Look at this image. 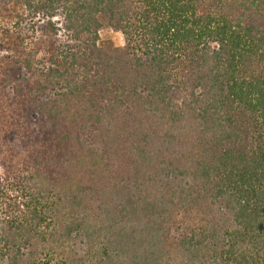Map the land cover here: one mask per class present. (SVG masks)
<instances>
[{
  "label": "trees",
  "instance_id": "obj_1",
  "mask_svg": "<svg viewBox=\"0 0 264 264\" xmlns=\"http://www.w3.org/2000/svg\"><path fill=\"white\" fill-rule=\"evenodd\" d=\"M10 7L0 264H264V0Z\"/></svg>",
  "mask_w": 264,
  "mask_h": 264
},
{
  "label": "rangeland",
  "instance_id": "obj_2",
  "mask_svg": "<svg viewBox=\"0 0 264 264\" xmlns=\"http://www.w3.org/2000/svg\"><path fill=\"white\" fill-rule=\"evenodd\" d=\"M10 10L8 11H5L4 9L0 10V13L4 16L3 17H0V37H4V35L2 34V30L1 29H7V28H10L12 29V27H14V21H15V16H13V11L15 13L16 9L13 8V7H10L9 8ZM18 10V8H17ZM10 17H13L11 20H10ZM99 35H100V44L107 47L109 46L110 44L113 45V47L115 48H118V49H121L124 45V42H123V38L121 37L120 34L116 33L114 30L108 28L107 26L103 27L100 32H99ZM0 159L1 158V155H0ZM5 159V158H4ZM85 167H80L79 169H77L76 171L79 172V175L80 173L83 172H86V171H89L87 168L89 167L90 163L87 161L85 163ZM85 175V174H84ZM84 179L88 177V175H85V176H82ZM10 195L14 196V193H10ZM193 215V214H191ZM181 221V219H177L175 221V225L174 227H178L179 228V225L181 226V224H179Z\"/></svg>",
  "mask_w": 264,
  "mask_h": 264
}]
</instances>
